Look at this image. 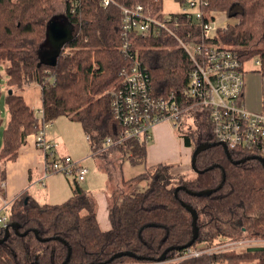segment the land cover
I'll use <instances>...</instances> for the list:
<instances>
[{
  "label": "trees",
  "instance_id": "obj_1",
  "mask_svg": "<svg viewBox=\"0 0 264 264\" xmlns=\"http://www.w3.org/2000/svg\"><path fill=\"white\" fill-rule=\"evenodd\" d=\"M59 1L74 31L52 63L26 45L36 48L44 42L47 23ZM206 1V11L235 18L217 31L213 41L236 52L241 62L257 58V71L264 75V0ZM136 4L150 15H163L162 0H109L106 5L103 0H0V63L5 65L6 91L12 90L5 95L8 119L1 131L0 178L3 164L16 158L26 136L60 115L80 123L92 156L102 159L103 165L115 154L132 165L145 164L142 172L122 178L120 187L110 192V228L104 231L98 226L93 195L75 179L71 195L60 203H40L22 191L8 205L5 226L0 224V238L9 226L8 237L0 243V264H61L68 247L67 264H264V250L246 248L170 261L189 246H210L241 236L264 238V162L248 158L235 163L253 154L230 148L227 156L222 145L216 144L196 155L195 166L203 172H183L168 162L146 166L147 143L134 139L114 142L122 127L111 113L105 91L119 82L120 68L127 62L120 51V6ZM177 16L178 37L197 41L199 25L185 14ZM133 47L149 73L152 92L158 96L174 92L182 101V120L174 130L183 145L192 154L198 144L215 142L206 107H191L187 82L192 63L177 39L166 32L136 35ZM31 83L40 88L41 118L20 93ZM107 139L112 144L105 147ZM178 185L193 191L216 190L198 196L180 188L175 194ZM181 201L197 213V237L187 247L168 250L165 260L156 262L165 248L184 245L192 237V217ZM11 222L19 224V232H28L16 233ZM34 229L49 239H38ZM119 251L136 256L121 255L108 261Z\"/></svg>",
  "mask_w": 264,
  "mask_h": 264
},
{
  "label": "built area",
  "instance_id": "obj_2",
  "mask_svg": "<svg viewBox=\"0 0 264 264\" xmlns=\"http://www.w3.org/2000/svg\"><path fill=\"white\" fill-rule=\"evenodd\" d=\"M108 2L103 0L104 5ZM206 5V0H185L182 11L178 12L199 25L197 41H186L178 37V13H162L158 17L146 13L141 4L120 6V51L127 62L120 68L119 82L107 90L111 113L122 127L115 143L126 139L148 143L152 140L153 128L161 122H170L173 129L180 126L185 108L182 101L176 98L174 92L159 96L152 92L149 73L139 59L137 49L133 47L136 35H159L166 32L177 39L192 63L187 82L191 107H206L204 109L207 110L216 141L224 143L228 150L237 148L264 158V110L246 109L243 101L242 62L236 52L213 41L218 30L215 26V12L206 11ZM188 7L192 10H187ZM256 62L259 64L257 58ZM40 113L42 116L41 110ZM49 122H44L34 133V143L43 156L44 176L59 172L72 175L77 181L84 180L89 171L85 165L69 155L56 156L54 144L45 137L44 127ZM105 144L107 147L112 142L107 139ZM7 208L8 204L4 203L2 209L5 211ZM5 222L6 214H0V224L5 226ZM250 246L264 247V238L243 236L239 240L227 238L210 246H189L170 261L197 256L203 252L247 249Z\"/></svg>",
  "mask_w": 264,
  "mask_h": 264
},
{
  "label": "crops",
  "instance_id": "obj_3",
  "mask_svg": "<svg viewBox=\"0 0 264 264\" xmlns=\"http://www.w3.org/2000/svg\"><path fill=\"white\" fill-rule=\"evenodd\" d=\"M39 110H41V106ZM59 119L60 118H56L52 121L53 125L58 124V131L57 129H51V124V126L45 132L47 140L53 142L55 141L59 144V148L57 147V153H59V155H69L77 160L85 159L87 156L86 149L76 150L75 148L68 145L64 147L62 146L64 142L68 143L70 140V138L66 137L65 135V131L68 130L65 123H75L69 118L68 120L71 122H68V120ZM6 121L4 120L3 116L1 117L0 112V145L1 131L5 126ZM76 123L80 125L79 122ZM77 129L79 128L77 127ZM152 135L153 137L151 143L147 146L146 164L148 166L159 162H168L174 164V168L176 170L183 172L190 171V160L187 152L189 147L183 145L181 139L177 136L170 122L165 121L157 124L152 130ZM86 139L88 140L87 137ZM71 143L74 147L77 145L75 142ZM177 148L179 153L185 154L184 164L183 156L182 159L179 160L176 155ZM90 154L92 156L91 151L88 155ZM3 168V179L0 178V212L1 210H4L2 209L4 203L9 205L12 199L24 190L28 191V193L40 203H60L65 197H69L71 195L72 184L69 182L68 178L63 177L60 174H50L48 176H44L43 156L39 148H37L34 143V133L26 136V143L19 147L16 158L12 161L5 162L3 164ZM121 179L122 177H118L116 179L117 187H120ZM36 184L46 187V190H43L46 191V193H39V191L42 189L40 190L38 187H36ZM91 184L92 183L90 181H87L82 187L93 195L96 202V219L98 226L104 231L110 228V221L108 217V178L106 179V189L104 188L105 190H93L94 187H91L92 189L89 187ZM140 184L144 185L145 181H142ZM99 188H102V185H99Z\"/></svg>",
  "mask_w": 264,
  "mask_h": 264
},
{
  "label": "rangeland",
  "instance_id": "obj_4",
  "mask_svg": "<svg viewBox=\"0 0 264 264\" xmlns=\"http://www.w3.org/2000/svg\"><path fill=\"white\" fill-rule=\"evenodd\" d=\"M161 12L163 14H170V13H178L181 12L183 9V3H179L176 0H162V5H161ZM187 10H192L190 7H188ZM64 11V4L62 1H59L56 5V12L53 14L52 18L58 20L59 22L65 21L64 14L62 13ZM215 19V26L220 30L224 26H227V24L234 23L235 18L233 16H227L224 12H216L214 15ZM217 30V31H218ZM217 34V32H216ZM26 49H28L30 52L35 53L37 56L40 58L45 57V55L53 56L55 55L54 48L51 47V45L45 44V45H40V46H33L32 44L28 43L26 45ZM258 63L256 62V58L252 57L248 60H244L242 62V78H243V101L246 109L250 111H261L264 110V75H261L258 71ZM5 65L3 63H0V112H1V117L3 116L4 120L6 121L8 112L6 110V105H5V95H6V87H5ZM108 90V89H107ZM107 90L105 93H107ZM24 98L26 99L27 103L34 109L35 114L41 118V113H40V90L39 87L36 83H31L28 84L24 87V89L20 92ZM57 118H60L59 120H68V118L64 115H60ZM56 119V118H55ZM54 119V120H55ZM71 120V119H70ZM53 120H51L46 127H44V132L48 130L50 127L51 129H57L58 127L56 125H53L52 123ZM74 121V120H71ZM68 120V122H71ZM75 124L71 123H65L66 127L68 130L65 131L66 137H69L70 140L68 143L64 142L62 146H71L75 148L76 150H84L86 149L87 156L83 160H77L74 157L71 156L72 159L80 161L83 165H85L88 170H89V175L85 177L84 180L78 181L79 185L82 187L85 185L87 181H90L92 184L91 187H94L93 190L101 191L104 188L106 189V179L110 177V182L109 186H107V191L108 195H110V192L115 190L117 187L116 185V179L119 178H125L128 179L130 177H133L134 175L142 172L145 169V164H136L132 165L130 162L127 160V158H123L120 156V154H115L114 156L111 157V161L108 163L107 161L104 162L102 159H96L90 155L88 147V140L86 139V134L82 130V126L79 125L74 121ZM77 127L79 129H77ZM46 137V134H45ZM178 138V137H177ZM47 139V137H46ZM71 142L77 143V145L74 147ZM50 143L54 144L55 146V153L57 157H60L62 155H59L57 153V147L59 148V144L57 142L50 141ZM151 143L148 142L147 146ZM72 148V149H73ZM188 157L190 160V148H188ZM65 155V154H64ZM177 157L179 160L182 159L183 156V164H184V159H185V154H181L178 151L177 148ZM147 166V164H146ZM190 170V169H189ZM175 171V170H174ZM50 174H60L63 177L68 178L69 182H71L72 185H74V176L72 175H67L64 173H50ZM50 174H47L50 175ZM99 185H102V188H99ZM97 186V187H96ZM36 187H38L41 191L39 193L45 194L46 187L41 186L39 184H36ZM92 189V188H91ZM104 189V190H105ZM65 197V196H64ZM69 197H65L63 201H66ZM110 203V201H109ZM1 215L6 214L7 215V210H1ZM243 236L235 239L239 240L242 239ZM221 242V241H218ZM215 242V243H218ZM214 243V244H215ZM243 248H234L232 250H240ZM230 250V249H227ZM205 253V252H203ZM202 253V254H203ZM210 254V253H207Z\"/></svg>",
  "mask_w": 264,
  "mask_h": 264
},
{
  "label": "water",
  "instance_id": "obj_5",
  "mask_svg": "<svg viewBox=\"0 0 264 264\" xmlns=\"http://www.w3.org/2000/svg\"><path fill=\"white\" fill-rule=\"evenodd\" d=\"M72 37H73V27L70 24L67 25L66 24V20L63 21V22H59L58 20L53 19L51 17L50 20L48 21L47 27H46V38H45L44 42L41 45H45V44L51 45V47L54 48L55 55H56L57 51L62 47L63 43L66 40H68V39H70ZM43 58H46V60H51L52 63L54 61V57L53 56L45 55V57H43ZM7 92L10 94L12 92V90L8 89ZM216 144L222 145V147H223L224 151L226 152L227 156H230V153H229V150H228L227 146L224 143H222V142L215 141V142H203V143H200L194 148V150L192 151V154H191V158H190V168L194 172L201 173V172L204 171V169H197L196 166H195V158H196L197 153L200 152L201 150H204V149H206V148H208L210 146L216 145ZM248 158H256V159L260 160L262 163L264 162V158H262L260 156H254V155L248 156L247 158H242V159L236 160L234 162L238 163V162L244 161L245 159H248ZM211 167H213V166H209V168H211ZM223 179H224V174L222 175V180ZM220 185L221 184H219L217 187H220ZM180 188L184 189L185 187L183 185H178L175 188V191H174L175 194H176L177 190L180 189ZM185 190L188 193H190V194H194V195L200 196V195H208L212 191L216 190V188L201 189V190H198V191H193V190L185 188ZM181 204L191 214V217H192V222H191V224H192V237L184 245L168 246L167 248H165L163 250V252L156 258V260H155L156 262L164 261L166 253H167L168 250L173 249V248L178 249V248L187 247V246L191 245L193 243V241L195 240V238L197 237V233H198V228H197V225H196L197 213H196L195 209L192 208L189 204H186L183 201H181ZM10 228H12L16 233H18L20 235H25L28 232V230H24L23 232H19V230H18L19 229V224L16 223V222H11L10 223ZM33 232L36 235V237L38 239H40V240H48L49 239V237H40L38 235L36 229H34ZM8 235H9V226H6L5 229H4V235L0 238V243H2L8 237ZM54 238H58V239L62 240L59 237H54ZM62 241L65 243L64 240H62ZM247 250L248 251H261V250H264V247H262V246H250V247L247 248ZM70 253H71V248L68 247L65 259L62 261L61 264H67V262H68V260L70 258ZM121 255L136 256L131 251H119V252L114 253L108 259V261H110L111 259H113L115 257L121 256ZM137 258H141V256H137ZM88 264H98V263H88Z\"/></svg>",
  "mask_w": 264,
  "mask_h": 264
},
{
  "label": "flooded vegetation",
  "instance_id": "obj_6",
  "mask_svg": "<svg viewBox=\"0 0 264 264\" xmlns=\"http://www.w3.org/2000/svg\"><path fill=\"white\" fill-rule=\"evenodd\" d=\"M65 20H66V19H65ZM66 24L69 25L70 23H68L67 20H66ZM70 25H71V24H70ZM71 26H72V25H71ZM72 27H73V26H72ZM73 31H74V27H73ZM190 169H191V168H190Z\"/></svg>",
  "mask_w": 264,
  "mask_h": 264
}]
</instances>
